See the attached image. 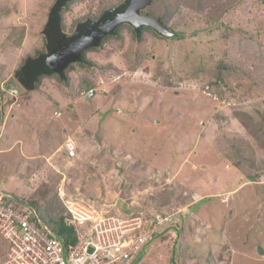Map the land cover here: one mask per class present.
Returning a JSON list of instances; mask_svg holds the SVG:
<instances>
[{"label":"rangeland","instance_id":"374dc122","mask_svg":"<svg viewBox=\"0 0 264 264\" xmlns=\"http://www.w3.org/2000/svg\"><path fill=\"white\" fill-rule=\"evenodd\" d=\"M123 1L75 0L67 30ZM53 2L0 0V187L56 212L62 185L146 226L161 215L133 264H264V0H156L145 13L183 38L124 24L67 84L30 92L14 71L43 47Z\"/></svg>","mask_w":264,"mask_h":264},{"label":"built area","instance_id":"2783aa9c","mask_svg":"<svg viewBox=\"0 0 264 264\" xmlns=\"http://www.w3.org/2000/svg\"><path fill=\"white\" fill-rule=\"evenodd\" d=\"M64 146L67 157L76 156L73 139ZM58 193L75 230V243L66 244L32 207L33 212L15 208L0 195V233L8 242L9 264H133L165 220L159 215L146 226L141 216L99 209L79 195L72 196L62 185Z\"/></svg>","mask_w":264,"mask_h":264},{"label":"trees","instance_id":"16d2710c","mask_svg":"<svg viewBox=\"0 0 264 264\" xmlns=\"http://www.w3.org/2000/svg\"><path fill=\"white\" fill-rule=\"evenodd\" d=\"M74 1L75 0H54L49 8L47 19L41 31L44 42L43 47L35 51L34 54L26 55L20 65L15 69V79L27 91L32 92L37 90L42 78L46 77L56 76L59 80L67 84L70 80L69 73L74 69L75 66L87 67L88 65L93 64L86 57L87 49L83 51L80 60H73L72 37L74 33L84 30L88 25L96 20L93 18L80 20L77 22L72 31H68L65 22V12ZM126 1L128 0H124L123 2ZM155 1L156 0H153L152 2ZM142 12L145 13L148 12V10L144 8ZM151 14L162 20V22L174 33L173 37L177 36L179 38H183L185 36L184 33L175 31L172 27L166 24L167 20L165 13ZM124 24L130 26L134 38L138 41H141L143 33L147 30L153 31L158 36H163V34L154 29L152 26L142 25L137 27L131 22H123L119 24L114 30L109 31L105 36H103L99 45L93 47L91 46L89 48L99 47L103 44V42H105L107 38L118 36L120 34V28ZM261 145L264 146V141L261 143ZM248 178L253 179V176L248 174ZM4 198L7 199L8 197L4 196ZM57 199H59V201H57L59 206H61V210L57 212L49 204L42 206L40 199H32L28 202L39 209V214L44 219L45 223L51 228V230L57 232L66 244L75 243L77 241V237L74 228L67 221L69 215L67 213L66 207L63 202H61L62 200H60L61 198L58 194ZM16 202L19 203V207L21 209L33 212V210L28 206L23 205L18 201ZM42 209H44L46 213H44Z\"/></svg>","mask_w":264,"mask_h":264},{"label":"water","instance_id":"95a60500","mask_svg":"<svg viewBox=\"0 0 264 264\" xmlns=\"http://www.w3.org/2000/svg\"><path fill=\"white\" fill-rule=\"evenodd\" d=\"M152 1L153 0H128L126 2H122L120 5L105 11L102 16L93 21L84 30L74 33L72 37L73 60H80L83 51L87 47L99 45L103 36H105L109 31L114 30L123 22H131L137 27L149 25L167 37L173 36L174 33L162 22L160 18L152 15L151 13L142 12V10L149 6ZM0 193L13 197L24 204H28L35 210L37 215H39L43 224H45L43 218L38 212V209L31 203L20 199L15 193L2 189L1 187Z\"/></svg>","mask_w":264,"mask_h":264},{"label":"clouds","instance_id":"9594fccd","mask_svg":"<svg viewBox=\"0 0 264 264\" xmlns=\"http://www.w3.org/2000/svg\"><path fill=\"white\" fill-rule=\"evenodd\" d=\"M13 94H15V93H13ZM58 194H59V193H58ZM0 195H2L3 197H4V196H7V195L1 194V193H0ZM4 199H5V198H4ZM5 201H6V199H5ZM21 203H22V202H21ZM22 204H23V205H26V206L29 207L28 204H24V203H22ZM38 212H39V211H38ZM123 216H124V215H123ZM128 216H130V215H128ZM43 220H44V219H43ZM44 222H45V221H44ZM156 235H157V233H156ZM156 235H155V236H156ZM155 236H154V237H155ZM154 237H153V238H154ZM153 238H152V239H153ZM152 239H151V240H152ZM149 242H150V241H149Z\"/></svg>","mask_w":264,"mask_h":264},{"label":"crops","instance_id":"0c3cea01","mask_svg":"<svg viewBox=\"0 0 264 264\" xmlns=\"http://www.w3.org/2000/svg\"><path fill=\"white\" fill-rule=\"evenodd\" d=\"M3 128H6V126L5 127H3ZM65 144V143H64ZM64 146V145H63Z\"/></svg>","mask_w":264,"mask_h":264}]
</instances>
